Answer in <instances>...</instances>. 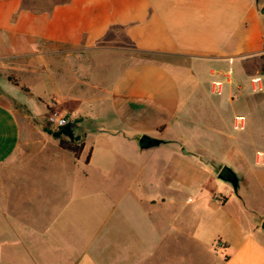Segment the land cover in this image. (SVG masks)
I'll use <instances>...</instances> for the list:
<instances>
[{
	"label": "crops",
	"instance_id": "0c3cea01",
	"mask_svg": "<svg viewBox=\"0 0 264 264\" xmlns=\"http://www.w3.org/2000/svg\"><path fill=\"white\" fill-rule=\"evenodd\" d=\"M263 219L264 0H0V264H264Z\"/></svg>",
	"mask_w": 264,
	"mask_h": 264
},
{
	"label": "rangeland",
	"instance_id": "374dc122",
	"mask_svg": "<svg viewBox=\"0 0 264 264\" xmlns=\"http://www.w3.org/2000/svg\"><path fill=\"white\" fill-rule=\"evenodd\" d=\"M108 44H116L115 43V41H110V42H108ZM7 76H10L12 79H14L15 77H17V76H14L13 74H8ZM50 110H56V111H59V109L57 108V107H52V108H50ZM45 115H46V113H44L43 114V116H39L38 118H36V121L39 123V124H41L42 125V127L45 129H49V130H54L55 128L53 127V126H51L50 124H48L46 121H45ZM62 115H64V114H62ZM70 119V118H69ZM71 120V119H70ZM72 121V120H71ZM195 126V125H194ZM206 132V131H205ZM186 133H187V137H186V139H187V141L188 142H191V141H200V142H202V141H205V143L206 144H208V145H206V146H208V147H206V149L210 152V153H206L205 154V157H202V162L204 163V165L207 167V168H213V170H215V166L217 165V163L214 161V160H211V159H208L207 158V155L208 154H211V157L212 158H214L215 160H217V158H220V155H219V153L221 152L220 151V148L221 147H218L217 145H214L213 143H214V140H216L217 139V137L216 136H214L216 139H214L213 138V136H210V135H205V137L204 138H202V135L204 134V133H202L201 131H198V130H195L194 129V127H192L191 125H189V128L186 130ZM207 133V132H206ZM208 133H212V131H208ZM212 135H213V133H212ZM141 136V135H140ZM139 136V137H140ZM137 142H138V140H137ZM163 142H164V140H163ZM158 146V145H157ZM157 146H154V147H148V148H144V149H142V148H140L139 146V149L140 150H146L145 152L146 153H153L154 151H156V149L157 148H155V147H157ZM113 148L115 147V145L114 146H112ZM193 148H195L194 146H187V149H193ZM205 148V147H204ZM148 149H150V150H148ZM209 157V156H208ZM214 179H218V178H216V176H215V178ZM127 196V195H126ZM160 213H156V216H158ZM184 216H186L187 217V219H188V222H193V218H194V215L192 214V212L190 211V210H187V211H184Z\"/></svg>",
	"mask_w": 264,
	"mask_h": 264
},
{
	"label": "trees",
	"instance_id": "16d2710c",
	"mask_svg": "<svg viewBox=\"0 0 264 264\" xmlns=\"http://www.w3.org/2000/svg\"><path fill=\"white\" fill-rule=\"evenodd\" d=\"M13 82L17 84V81H13ZM72 123L73 121L69 124L71 125ZM45 130L58 140V145L61 148L71 151L74 155H78L80 153L83 146V142L81 141L80 134H76L73 131L69 132L66 129H64V126L57 127L54 130H49L45 128ZM225 168L226 167H222L221 169H225Z\"/></svg>",
	"mask_w": 264,
	"mask_h": 264
},
{
	"label": "water",
	"instance_id": "95a60500",
	"mask_svg": "<svg viewBox=\"0 0 264 264\" xmlns=\"http://www.w3.org/2000/svg\"><path fill=\"white\" fill-rule=\"evenodd\" d=\"M64 129H66L69 132H72L71 130V125L70 124H66L64 126ZM163 142L162 139L150 136L148 134L143 133L139 138H138V146L142 149L144 148H148V147H154L159 145V143ZM218 177L229 182L233 188V190H235L237 188L238 185V177L237 175L228 167H226L225 169H221L218 172ZM260 227L264 230V219L261 222Z\"/></svg>",
	"mask_w": 264,
	"mask_h": 264
},
{
	"label": "built area",
	"instance_id": "2783aa9c",
	"mask_svg": "<svg viewBox=\"0 0 264 264\" xmlns=\"http://www.w3.org/2000/svg\"><path fill=\"white\" fill-rule=\"evenodd\" d=\"M45 121L54 128L63 127L66 124L71 123V120L68 117L62 115L56 110H48L45 115Z\"/></svg>",
	"mask_w": 264,
	"mask_h": 264
}]
</instances>
